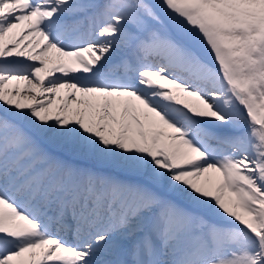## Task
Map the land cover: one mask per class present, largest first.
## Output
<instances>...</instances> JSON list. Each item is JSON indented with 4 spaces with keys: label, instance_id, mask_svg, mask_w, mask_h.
<instances>
[{
    "label": "snow or ice",
    "instance_id": "obj_1",
    "mask_svg": "<svg viewBox=\"0 0 264 264\" xmlns=\"http://www.w3.org/2000/svg\"><path fill=\"white\" fill-rule=\"evenodd\" d=\"M0 264H264V0H0Z\"/></svg>",
    "mask_w": 264,
    "mask_h": 264
}]
</instances>
